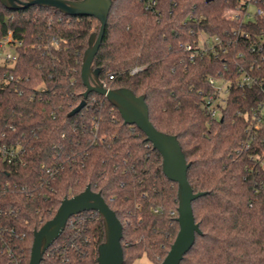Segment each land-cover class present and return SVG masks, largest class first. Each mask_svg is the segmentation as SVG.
I'll return each mask as SVG.
<instances>
[{
	"label": "trees",
	"instance_id": "trees-1",
	"mask_svg": "<svg viewBox=\"0 0 264 264\" xmlns=\"http://www.w3.org/2000/svg\"><path fill=\"white\" fill-rule=\"evenodd\" d=\"M112 1L93 69L107 87L146 96L151 122L177 136L191 164L194 193H205L193 203L202 235L181 264H264V118H253L264 101V15L229 19L242 0H157L150 9L148 0ZM99 32L93 17L0 2V42L11 33L18 56L3 69L0 133L24 146L17 165L0 158V182L11 184L0 197V264H29L34 233L88 186L123 224L124 264H161L177 238L178 184L145 134L96 93L70 115L84 100L83 57ZM201 34L222 46L187 51ZM247 75L254 82L242 84ZM210 78L230 90L219 120L206 109ZM105 240L99 213L73 216L41 264H97Z\"/></svg>",
	"mask_w": 264,
	"mask_h": 264
},
{
	"label": "water",
	"instance_id": "water-1",
	"mask_svg": "<svg viewBox=\"0 0 264 264\" xmlns=\"http://www.w3.org/2000/svg\"><path fill=\"white\" fill-rule=\"evenodd\" d=\"M8 9L30 6L55 8L71 17H93L100 22L99 34H92L89 47L83 57L81 76L85 87L84 100L71 112L78 114L85 106L91 93L105 97L119 110L126 125L136 126L162 156L164 175L178 184V217L180 230L167 257L161 264H181L196 243L197 235H202L196 223L193 203L205 193H194L188 180L191 166L183 152L177 136L159 131L151 122L146 96H137L128 88L111 89L100 80L102 69H93V62L104 39L112 0H0ZM85 212L99 213L105 225L106 240L99 246L97 264H124V227L116 213L109 207L100 193L90 186L71 198H64L53 219L34 233V241L29 264H41L44 254L60 238L69 220Z\"/></svg>",
	"mask_w": 264,
	"mask_h": 264
},
{
	"label": "built area",
	"instance_id": "built-area-1",
	"mask_svg": "<svg viewBox=\"0 0 264 264\" xmlns=\"http://www.w3.org/2000/svg\"><path fill=\"white\" fill-rule=\"evenodd\" d=\"M157 3V0H148L147 8H154L157 6ZM252 6L255 8L254 11H251ZM263 15L264 8L254 4L251 0H242V5L238 6L237 9L231 10L227 13L228 18L232 20H239L240 18L248 20L255 17H261ZM245 37H249V35L246 34ZM11 41L12 34L10 33L7 38L0 42V83L8 76V73L4 72L3 69L7 66H13L18 60L16 51L14 48L10 47ZM20 45L21 42H17L15 47ZM54 45L58 46V42H55ZM216 45L222 46V40L219 37L211 38L205 34H201L200 42L194 46L188 44L186 46V50L190 52L194 50L196 53H207L208 51L214 49ZM6 48H11L14 51L4 52ZM209 82L211 85H213L215 93L208 97L206 109L214 120H219L222 115V108H224L227 103V96L230 90L226 83H223L222 80L210 78ZM251 82H254V80L249 75L244 76L242 84H250ZM103 83L105 86H107L105 82ZM253 118L256 120L257 124L260 123L264 118V101L260 102L257 107L253 109ZM23 153L24 146L21 143L15 144L9 140L5 133H0V158L4 162L9 165H17L21 161ZM10 185L11 184L9 182L4 184H1L0 182V197L7 195L9 191H11ZM15 192L19 194L18 191ZM61 264H69V259L63 258Z\"/></svg>",
	"mask_w": 264,
	"mask_h": 264
},
{
	"label": "rangeland",
	"instance_id": "rangeland-1",
	"mask_svg": "<svg viewBox=\"0 0 264 264\" xmlns=\"http://www.w3.org/2000/svg\"><path fill=\"white\" fill-rule=\"evenodd\" d=\"M254 6H252L251 7V11H254ZM228 13V12H227ZM7 51H9V52H12V51H14L13 49H11V48H6V50L4 51V52H7ZM135 264H155L154 262H151L149 259H147V258H143V259H141L140 261H138L137 263H135Z\"/></svg>",
	"mask_w": 264,
	"mask_h": 264
}]
</instances>
